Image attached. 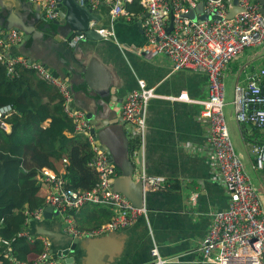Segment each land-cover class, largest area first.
Listing matches in <instances>:
<instances>
[{"label":"built area","instance_id":"built-area-1","mask_svg":"<svg viewBox=\"0 0 264 264\" xmlns=\"http://www.w3.org/2000/svg\"><path fill=\"white\" fill-rule=\"evenodd\" d=\"M41 6L47 21L58 19V0H29ZM81 7L88 5L92 10L109 6L114 21L124 18L132 22L135 15L126 6L137 2L141 7L138 14H145L142 29L146 47L142 54L146 58L160 55L168 58L176 71L188 70L204 73L208 82V98L202 103L201 117L209 122V134L205 138L208 148L215 156L218 177L228 198L227 208L210 214V226L199 250L206 264H264V203L260 190L247 175L242 156L238 153L229 133L225 108L231 106L235 121L264 132V68L246 72L242 81L234 85L232 97H226L225 76L229 66L237 61L246 49L264 50V14L259 0H76ZM202 7V15L216 20L196 21L189 15ZM236 9L228 19L229 10ZM139 18V17H138ZM94 27L91 23L90 28ZM103 39L113 37L111 29L98 31ZM23 36L16 30L0 31V65L11 79L17 77V66L31 70L36 77L57 93L64 113L75 125L77 134L87 138L93 156L88 166L98 175L96 186L90 191L77 192L66 189L64 180L54 174L41 171L43 177V206L23 210V227L12 237L0 235V264H62L63 257L50 254V243L42 236H32L29 223L43 220L46 207L57 213L62 230L74 239L98 237L133 225L145 209L135 208L121 194L112 189L117 173L106 152L101 150L90 133L91 125L82 111L74 107V92L71 86L39 62L31 63L24 57L7 58L10 48L21 46ZM83 34H74L68 40L70 47L83 41ZM155 94L146 89L144 82L126 96L121 106V117L130 141H142L145 128V110ZM191 102L186 92L177 99ZM11 105L0 106V130L7 133L11 126L8 119L16 114ZM254 167L264 173V146L252 145ZM64 164L67 161L64 160ZM145 190L166 192L171 185L165 177L140 173ZM195 202V196L192 197ZM108 207L114 219L95 230H79L76 216L86 206ZM3 221H0L2 228ZM24 240L30 245L38 242L41 252L31 262L19 260L13 255L12 245ZM157 257V249L151 252Z\"/></svg>","mask_w":264,"mask_h":264},{"label":"crops","instance_id":"crops-1","mask_svg":"<svg viewBox=\"0 0 264 264\" xmlns=\"http://www.w3.org/2000/svg\"><path fill=\"white\" fill-rule=\"evenodd\" d=\"M34 7L44 17L41 6L37 3L29 0H0V11L8 10L15 21L22 15L34 18ZM132 10L130 13L140 15L139 18L134 17L132 22H127L124 18L113 21L109 6L100 7L96 17H89V28L91 23L103 30L111 28L113 48L83 41L72 48L67 41L65 50L75 51L77 61H82L90 70L97 88L101 84H105L107 89L117 87L120 95H123L124 90L131 92L138 88L139 82H144L147 89L152 90L155 101L148 107L150 126L146 127L140 142L142 172L165 177L171 188L155 201L153 208L157 211L145 210V214L136 223L118 236L109 239H106L105 234L98 236L96 244H88L87 239H77L82 240L77 252L64 257L62 263L88 264L84 260L94 257L97 264H206L202 262L199 245L209 230L210 214L225 210L228 203L218 177L215 156L205 141L210 130L209 122L200 115L202 103L208 98L207 78L201 72L174 70L165 56L146 58L141 55L146 47L141 24L145 14L134 12V8ZM43 25L41 20L35 22L34 30H42ZM74 34H83V31L77 29L71 36ZM48 39L57 45L62 42L57 35L43 36V42ZM36 43L37 40L30 39L27 46ZM129 48L134 50L131 52ZM77 49L80 51L76 52ZM15 50V47L10 48L6 52L7 58L17 56ZM63 54L60 51L59 56L63 58ZM261 68H264V50L246 49L229 66L226 73L225 89L228 100H231L234 85L242 81L246 72ZM66 83L74 92L73 86ZM182 92H186L193 103L173 100ZM73 95L75 109L84 105L82 100ZM112 110L118 112L116 107ZM225 115L229 133L243 158L245 171L253 182L258 171L255 170L254 157L250 152L252 145L245 144L243 139L246 137L259 141L264 132L239 125L234 119L231 106L225 108ZM40 170L55 175L47 165L40 166ZM253 184L260 190L264 203L262 180L259 178L258 183ZM42 187L38 192L40 196L44 192ZM193 196L195 202L192 201ZM154 248L157 249V257L151 254ZM81 256L85 257L84 260ZM72 258L74 263H70Z\"/></svg>","mask_w":264,"mask_h":264},{"label":"trees","instance_id":"trees-1","mask_svg":"<svg viewBox=\"0 0 264 264\" xmlns=\"http://www.w3.org/2000/svg\"><path fill=\"white\" fill-rule=\"evenodd\" d=\"M133 8L136 13L141 11L137 2L126 6L129 12ZM15 69L17 77L11 79L0 65V106L11 105L17 112L8 119L10 133L0 130V235L4 238L23 227L25 208L43 206V198L38 195L43 186L40 166L50 167L69 190L90 191L98 182V175L88 166L93 156L90 144L76 133L56 91L33 71L20 66ZM243 141L264 146V135L259 141L246 137ZM139 145V141H131L130 152ZM75 219L79 230H95L113 220L114 213L108 207L92 205L81 209ZM12 252L19 260L31 262L41 252V246L18 240Z\"/></svg>","mask_w":264,"mask_h":264},{"label":"water","instance_id":"water-1","mask_svg":"<svg viewBox=\"0 0 264 264\" xmlns=\"http://www.w3.org/2000/svg\"><path fill=\"white\" fill-rule=\"evenodd\" d=\"M259 2L263 5L261 12L264 14V0H259ZM34 11L36 12L34 18L22 15L19 16L18 21L13 20L8 10L0 11V31L3 29L20 32L23 39L21 46L15 50L16 55L26 58L31 63H41L59 78L73 86L75 98L84 102V105L82 104L77 110L85 113L86 119L91 125L90 133L94 141L99 144L103 152H106L117 173L111 184L112 189L124 196L135 208H144L148 212L157 211L153 208V205L164 193L145 190L141 181L138 180L143 168L141 145L133 153L130 152L131 141L127 137L125 123L122 120L121 113H119L120 106L129 94L128 90H124L123 95H120L117 87L107 89L105 84H101L102 86L97 88L90 70L82 61H77L75 51L65 50L68 39L77 29L82 30L85 35L83 43L98 44L99 46L108 45L113 48L114 40L112 38L104 41L99 35L98 31L103 30L102 28L98 25L89 28L87 25V21L90 20L89 17H96L99 10H92L88 5L79 7L75 0H58L59 20L51 23H47L43 15L39 14L40 10H36L34 7ZM235 13L236 9L229 10L227 18H233ZM196 14L202 15L201 5L197 6L193 13L189 15V18L196 21ZM211 19L216 20L217 18H210L205 15L198 18L201 21ZM39 20L43 21L44 25L42 30L37 31L34 30L33 25ZM44 35H57L62 42L59 45L54 44L50 39L43 42ZM30 39L37 40V43L33 46H27ZM129 49H131V52L134 50L133 48ZM60 51L64 53L63 58L59 56ZM78 51L80 50L77 49L76 52ZM140 57L142 56L140 55ZM154 101L155 99H151L147 103L144 116V132L146 127L150 126L148 107ZM113 107H116L118 112H114ZM57 215V213H52V208L46 207L43 212V220H32L29 223L28 232L32 236L46 238L50 243V254L53 257L62 255L64 258L76 253L82 240L74 239L64 233ZM127 228L105 234L106 239L118 236ZM85 239L89 240L88 244H96V240L99 238H83V240ZM81 258L84 260L85 257L81 256ZM84 261L88 264H97V259L94 257H88ZM72 262L74 263V258L70 263Z\"/></svg>","mask_w":264,"mask_h":264},{"label":"rangeland","instance_id":"rangeland-1","mask_svg":"<svg viewBox=\"0 0 264 264\" xmlns=\"http://www.w3.org/2000/svg\"><path fill=\"white\" fill-rule=\"evenodd\" d=\"M257 65V64H256ZM126 128L128 129V127L126 126ZM231 139H232V137H231ZM232 141H233V139H232ZM234 143V142H233ZM235 145V144H234ZM259 178H260V180H262V183H263V187H264V173H261V172H257L256 173V178L255 179H253V182L255 183V184H257L258 183V180H259ZM58 219H60V218H58ZM154 249H156V248H154ZM154 249H152L151 250V252L154 250ZM158 255V254H157Z\"/></svg>","mask_w":264,"mask_h":264},{"label":"bare ground","instance_id":"bare-ground-1","mask_svg":"<svg viewBox=\"0 0 264 264\" xmlns=\"http://www.w3.org/2000/svg\"><path fill=\"white\" fill-rule=\"evenodd\" d=\"M44 170H46V169H44Z\"/></svg>","mask_w":264,"mask_h":264}]
</instances>
